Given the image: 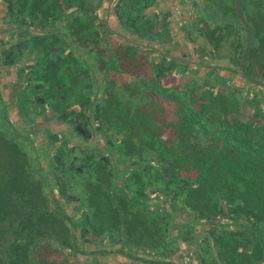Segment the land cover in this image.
<instances>
[{"label": "flooded vegetation", "instance_id": "af4514ba", "mask_svg": "<svg viewBox=\"0 0 264 264\" xmlns=\"http://www.w3.org/2000/svg\"><path fill=\"white\" fill-rule=\"evenodd\" d=\"M176 9L0 0V176L39 172L36 261L264 264V0Z\"/></svg>", "mask_w": 264, "mask_h": 264}, {"label": "trees", "instance_id": "16d2710c", "mask_svg": "<svg viewBox=\"0 0 264 264\" xmlns=\"http://www.w3.org/2000/svg\"><path fill=\"white\" fill-rule=\"evenodd\" d=\"M2 167L4 171L0 176V238L13 234L16 241L11 240L5 244L4 253H0V264H43L41 260L34 262L29 259L28 253L31 251L29 246L35 247L36 244H30L26 239L37 234L41 235L37 229L44 224V210L40 209L39 201L43 189L42 183L29 177L27 164L24 161ZM13 169H17L15 176L12 174L15 172ZM13 207L15 213H12ZM53 218L56 219L50 211L48 224H54ZM67 218V216L57 217V224H67ZM28 229L33 230V233L28 232Z\"/></svg>", "mask_w": 264, "mask_h": 264}, {"label": "rangeland", "instance_id": "374dc122", "mask_svg": "<svg viewBox=\"0 0 264 264\" xmlns=\"http://www.w3.org/2000/svg\"><path fill=\"white\" fill-rule=\"evenodd\" d=\"M211 12H213V10H212V8L211 7H209L208 8V10L207 11H205V13H208V14H210ZM24 152L27 154V158L29 159V158H31L32 156H33V154H32V150H31V148L28 146H26V148H25V146H24ZM3 153V152H2ZM5 153V152H4ZM3 157L4 156H7L8 157V155H6V154H3L2 155ZM2 157V158H3ZM10 157V156H9ZM11 165V164H10ZM6 166V165H5ZM2 169H4L3 167L1 168V171L3 172L4 170H2ZM27 173H29L31 176H33V177H36V176H38V171L34 168V162L33 161H29V163H28V165H27ZM40 181H41V179H40ZM41 183H42V181H41ZM43 184V183H42ZM44 188V187H43ZM45 189V188H44ZM40 201V205H41V199L39 200ZM41 207L42 206H40V209H41ZM11 210H12V213L14 212H16L15 211V208L13 207V208H11ZM38 211H39V209H38ZM6 224V223H5ZM38 231H40V230H38ZM40 233V232H39ZM41 235H35V236H33L34 238L35 237H41V236H43V233H40ZM45 235V234H44ZM48 236L49 237H53L52 236V234H51V232H49V234H48ZM12 239H14V236H13V234H9V235H7V236H5V237H1L0 238V253L1 252H3L4 253V251H5V244H7V243H9V242H11V240ZM51 238H49V240H50ZM51 241V240H50ZM53 241V240H52ZM35 242V241H34ZM54 245V247L55 248H57V243H53ZM3 253H1V254H3ZM35 254V250L34 249H31V251H30V253H28V257H29V259L31 260V261H34V262H36V256L34 255Z\"/></svg>", "mask_w": 264, "mask_h": 264}, {"label": "crops", "instance_id": "0c3cea01", "mask_svg": "<svg viewBox=\"0 0 264 264\" xmlns=\"http://www.w3.org/2000/svg\"><path fill=\"white\" fill-rule=\"evenodd\" d=\"M160 3V8L163 9L165 6H170L171 9L174 10L175 13H177V11L179 12L178 9H176V7L179 8V5L182 4V0H176L174 2V5L172 3H170V0H159ZM181 9V7H180Z\"/></svg>", "mask_w": 264, "mask_h": 264}, {"label": "water", "instance_id": "95a60500", "mask_svg": "<svg viewBox=\"0 0 264 264\" xmlns=\"http://www.w3.org/2000/svg\"><path fill=\"white\" fill-rule=\"evenodd\" d=\"M237 3H238V0H237ZM238 8V7H237Z\"/></svg>", "mask_w": 264, "mask_h": 264}]
</instances>
